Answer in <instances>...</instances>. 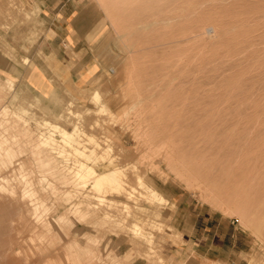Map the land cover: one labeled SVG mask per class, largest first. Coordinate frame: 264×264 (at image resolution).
<instances>
[{
	"label": "rangeland",
	"instance_id": "1",
	"mask_svg": "<svg viewBox=\"0 0 264 264\" xmlns=\"http://www.w3.org/2000/svg\"><path fill=\"white\" fill-rule=\"evenodd\" d=\"M66 3L84 34L61 53L50 19ZM33 63L71 81L37 93L19 79ZM83 71L92 78L79 87ZM46 120L111 154L42 144L62 139ZM0 125L31 134L0 163V264H165L186 208L229 217L246 234V264H264V0H0ZM80 162L124 170L122 191H104L112 202L75 176Z\"/></svg>",
	"mask_w": 264,
	"mask_h": 264
},
{
	"label": "crops",
	"instance_id": "2",
	"mask_svg": "<svg viewBox=\"0 0 264 264\" xmlns=\"http://www.w3.org/2000/svg\"><path fill=\"white\" fill-rule=\"evenodd\" d=\"M39 5H41V2ZM68 5L66 3L58 14L52 13L54 16L50 19V30L55 34L53 38L58 36V33L64 32L62 43L66 49L69 47L70 37L75 38L84 34L83 29L77 28L75 25L80 14L72 15L68 13ZM56 6L55 4V8ZM58 22L61 23V28L57 27ZM65 23L68 26L64 28ZM58 48H60L61 53L69 51V49L65 50L63 47ZM45 66L37 63H33L31 67L29 65L24 66L20 69V82L37 93H45L52 87L53 90L60 91L59 87L62 86L63 82L71 81L70 78L56 77L55 71ZM75 70L72 67L73 73L76 72ZM91 78L88 71H83L79 77H76L75 80L72 79V81L80 87L89 82ZM196 209H194L195 212H192L189 208H186V210H181L179 214L174 216L173 235L180 242H171L169 247L162 250L165 264H246V257L249 252L247 251L245 232L225 215L217 212L202 214L196 212ZM129 252V250H123L121 256H129L125 255ZM133 259L132 264H135L136 260L134 257Z\"/></svg>",
	"mask_w": 264,
	"mask_h": 264
},
{
	"label": "bare ground",
	"instance_id": "3",
	"mask_svg": "<svg viewBox=\"0 0 264 264\" xmlns=\"http://www.w3.org/2000/svg\"><path fill=\"white\" fill-rule=\"evenodd\" d=\"M137 1H145V0H137ZM15 2V1H14ZM11 5H13V4H11ZM20 12V11H19ZM9 84L11 85V83H12V81H10L9 80ZM12 85H14V84H12ZM14 88V87H13ZM100 96V95H99ZM98 96V94H97V96L96 97H99ZM62 105V104H61ZM61 105H59V106H61ZM7 110H8V106H6V107H4L3 108V111L4 112H7ZM48 110V109H47ZM15 114V113H14ZM2 115V114H1ZM13 115V114H12ZM18 117L19 118H21V116L20 115H18ZM17 117V118H18ZM7 118V117H6ZM18 118V119H19ZM22 119V118H21ZM20 119V120H21ZM48 122H50V121H48V120H46V122H44L43 124H42V127H43V125H47V124H49ZM18 123V122H17ZM16 123V124H17ZM17 125H19V124H17ZM49 125H52V127L54 128V130L53 131H57L60 135H62V139H61V141L60 140H57V139H54L53 137H49V138H46V137H44V136H41L40 138L41 139H38V140H40V142L42 143V144H47V143H49V144H51L52 146H55V145H58V143L60 144L62 141L63 142H65L66 144H69V145H71L73 148H74V150H75V154H77L78 156H83V157H86V158H89L90 160H95V161H98V160H100L101 161V159L100 158H104L105 159V157H107V155L108 154H111V153H109V152H111L110 150H109V148L108 149H105V148H101L100 147V145H99V143H96V144H94L95 145V147H94V149H90L89 150V152H86V150H87V148H86V150H84V149H82V148H79V146H76V144L75 143H79L78 142V140H77V137H78V134H79V130L80 129H78L77 127H75L74 128V130L73 131H68V130H66V129H62L61 127H59L58 125H55V124H49ZM1 126V125H0ZM16 127V126H15ZM1 128V127H0ZM12 128H14V127H12ZM49 129H50V127H49ZM23 130V129H22ZM5 132V131H4ZM52 133V132H51ZM50 133V134H51ZM29 135L31 136V134H30V131H28V130H25V131H23V132H21V133H19V134H14V135H8V134H6V133H3V134H1L0 133V163H2V164H4V165H7V162H10V163H12V161H13V158L15 157V155H16V153H15V151H14V149H13V142H19L20 141V137H22V136H25V137H29ZM34 142V141H33ZM39 143V142H38ZM40 143V144H41ZM33 144H35V143H33ZM41 144V145H42ZM30 145V144H29ZM38 145V144H37ZM25 146V145H24ZM33 146V145H32ZM38 147H40L39 145H38ZM37 147V148H38ZM65 147V146H64ZM70 147V146H69ZM53 148V147H52ZM66 148V147H65ZM84 148H85V146H84ZM35 149V148H34ZM39 149V148H38ZM64 149V148H63ZM68 149V148H67ZM37 150V149H36ZM65 150V149H64ZM109 150V151H108ZM54 150H52V151H50V152H53ZM67 151V150H66ZM88 151V150H87ZM62 152V151H61ZM65 152H63L62 154H64ZM40 154V153H39ZM39 154H36V155H38L39 156ZM44 154V153H43ZM68 154H69V152H68ZM73 154V153H72ZM35 155V156H36ZM45 155V154H44ZM43 156V155H42ZM41 157V154H40V156H39V158ZM68 158H70V154H69V157ZM77 158V157H76ZM51 159V158H50ZM78 159H79V157H78ZM41 160V159H40ZM77 160V159H76ZM87 160V159H86ZM85 160V161H86ZM37 160H35V162H36ZM39 161V160H38ZM68 161V160H67ZM103 161V160H102ZM41 162V161H40ZM86 162H88V161H86ZM94 162V161H93ZM99 162V161H98ZM103 162H105V161H103ZM109 162V161H108ZM107 162V163H108ZM89 163V162H88ZM92 163V162H91ZM50 162H47V164H45V163H41V165L44 167L45 166V170L46 171H50V172H54L53 170H52V167H50ZM65 165V164H64ZM69 164H67V166H68ZM2 166V165H1ZM42 166H40V167H42ZM42 167V168H43ZM66 167V166H65ZM76 167V168H75ZM74 168L76 169V171H75V176H79V178H81V180L83 179L84 181H85V183H87L89 186H91L92 187V189H95V190H97L98 192H99V196H98V200L99 201H101L102 202V204H104V202H112L111 201V199L110 198H108V196H106V195H104V191L106 192V193H108L110 190L109 189H111V187H116L115 188V190L117 191H122V182H123V178H122V175H124L125 173H124V170H121V168H119V167H116V168H113V169H110V170H106V171H103V172H101V171H98L97 169H95L93 166H91V165H88V164H86V163H84V162H80L79 164H78V166L76 165ZM73 168V167H72ZM62 170V169H61ZM71 171V170H70ZM70 171H68V173L70 172ZM71 173V172H70ZM55 175H53V177H54ZM58 176V175H57ZM56 176V177H57ZM74 176V175H73ZM52 177V178H53ZM7 178V177H6ZM59 179V178H58ZM61 179V178H60ZM59 179V180H60ZM6 180V179H5ZM4 180V181H5ZM49 181V179H47V177L44 175V174H41L40 175V179H39V183H41V185H43V183H46V182H48ZM57 181V180H56ZM62 181V183H65L66 181H67V178L65 177V179H62L61 180ZM73 181V180H72ZM26 182H29V181H26ZM50 184V183H49ZM5 185V184H4ZM68 185V184H67ZM6 186V185H5ZM8 187V186H7ZM12 187V186H11ZM14 187V186H13ZM6 187H4V189H5ZM0 189H3V186H0ZM114 189V188H113ZM8 190L9 189H7L6 191L8 192ZM26 190V189H25ZM23 191H24V189H23ZM111 191H113L112 189H111ZM125 192V191H124ZM1 193V192H0ZM6 193V192H5ZM10 193V192H9ZM24 193H25V196L26 197H34V196H36V194L38 193L37 192V190L36 189H34V188H31L30 187V190H26V191H24ZM8 194V193H7ZM129 194H130V192H129ZM11 195V194H10ZM39 195V194H38ZM111 195H114V193H111ZM12 196V195H11ZM14 197V196H13ZM24 197V196H23ZM26 197H25V199H26ZM36 198V197H35ZM149 198H154V199H158V200H161V199H163L162 198V196L157 192V190H154V189H151V191H150V193H149ZM24 199V198H23ZM35 202V201H34ZM117 203V202H116ZM101 204V203H100ZM121 204V203H120ZM120 204H116V205H120ZM33 205H34V209L36 210H34L35 212H37V209H39V208H41L42 206H44V204H43V202H42V200L41 201H37V202H35V203H33ZM110 205H112V204H110ZM126 205V204H125ZM25 206H26V204H25ZM122 206V205H121ZM29 207V206H28ZM27 207V208H28ZM74 207V206H73ZM77 207V206H76ZM76 209V208H75ZM79 209V208H78ZM77 210V209H76ZM74 211V210H73ZM39 212H40V209H39ZM38 212V213H39ZM38 213H36L37 215H38ZM43 213V212H42ZM36 215V216H37ZM41 215V214H40ZM44 215V214H43ZM89 216V215H88ZM34 217H35V214H34ZM85 217V216H84ZM86 217H87V215H86ZM36 219L37 220H39L40 219V217H36ZM53 219V218H52ZM63 219V217H61V220ZM82 219V218H81ZM84 219V218H83ZM44 220V219H43ZM125 220V219H124ZM124 220H122V221H124ZM56 222V221H55ZM46 223V222H45ZM45 223H44V225H45ZM48 223V222H47ZM58 224V223H57ZM151 224V223H150ZM134 224H132V226H133ZM43 226V225H42ZM136 227H133V228H135L134 229V233H135V231L137 230V226H139L137 223H136V225H135ZM47 227H48V224H47ZM46 227V228H47ZM141 227V226H140ZM139 227V228H140ZM143 228H145V227H143ZM142 228V229H143ZM50 229V228H49ZM140 230V229H139ZM48 231V230H47ZM34 233V232H33ZM132 233H133V229H132ZM133 233V234H134ZM139 233V232H138ZM137 233V234H138ZM48 234V233H47ZM50 235V234H49ZM144 235H146V234H144ZM151 236V235H150ZM30 238H31V236H30ZM41 239V238H40ZM39 239V240H40ZM151 239V238H150ZM34 240H35V238H34ZM41 242V241H40ZM44 244V243H43ZM42 244V245H43ZM153 243H151L150 244V247H151V245H152ZM139 245H137V247H138ZM70 248H72L71 249V251H73V249L75 250L76 248H79L78 247V245L76 244V243H73V244H71L70 245ZM150 250H151V248H150ZM87 251H88V253H92L93 251L91 250V249H87ZM92 251V252H91ZM153 250H151V252H152ZM150 253V252H149ZM93 254H95V253H93ZM62 255V254H61ZM149 255H152V254H149ZM148 255V256H149ZM154 255V254H153ZM153 255H152V257H153ZM67 256H69V255H67ZM156 256V255H155ZM65 258V257H64ZM162 258V257H161ZM160 258V259H161ZM64 260V259H63ZM69 260H70V257H69ZM159 260V259H158ZM33 261V260H32ZM65 261V260H64ZM163 261V260H162ZM161 261V262H162ZM34 262H36V261H34ZM81 262V261H80ZM82 263V262H81ZM64 264H66V263H64Z\"/></svg>",
	"mask_w": 264,
	"mask_h": 264
}]
</instances>
